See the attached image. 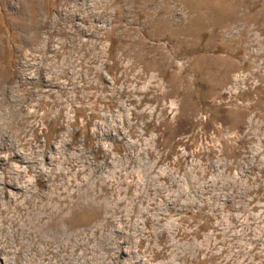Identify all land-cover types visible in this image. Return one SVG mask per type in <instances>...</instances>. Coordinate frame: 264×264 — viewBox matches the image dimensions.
<instances>
[{
  "label": "rangeland",
  "instance_id": "rangeland-1",
  "mask_svg": "<svg viewBox=\"0 0 264 264\" xmlns=\"http://www.w3.org/2000/svg\"><path fill=\"white\" fill-rule=\"evenodd\" d=\"M0 264H264V0H0Z\"/></svg>",
  "mask_w": 264,
  "mask_h": 264
}]
</instances>
